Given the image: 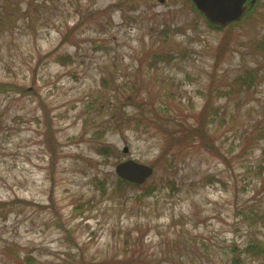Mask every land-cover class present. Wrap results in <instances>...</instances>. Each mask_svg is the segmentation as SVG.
Here are the masks:
<instances>
[{
	"label": "rangeland",
	"instance_id": "rangeland-1",
	"mask_svg": "<svg viewBox=\"0 0 264 264\" xmlns=\"http://www.w3.org/2000/svg\"><path fill=\"white\" fill-rule=\"evenodd\" d=\"M254 7L215 30L190 0H0V264H264Z\"/></svg>",
	"mask_w": 264,
	"mask_h": 264
},
{
	"label": "water",
	"instance_id": "water-1",
	"mask_svg": "<svg viewBox=\"0 0 264 264\" xmlns=\"http://www.w3.org/2000/svg\"><path fill=\"white\" fill-rule=\"evenodd\" d=\"M192 1L203 17L218 28H226L240 21L247 14L249 7L256 3V0ZM153 171L150 165L140 164L134 160L122 162L116 167V173L122 179L134 184H143L152 175Z\"/></svg>",
	"mask_w": 264,
	"mask_h": 264
},
{
	"label": "trees",
	"instance_id": "trees-1",
	"mask_svg": "<svg viewBox=\"0 0 264 264\" xmlns=\"http://www.w3.org/2000/svg\"><path fill=\"white\" fill-rule=\"evenodd\" d=\"M190 2L193 4V2H192V0H190ZM193 7H194V10L199 14V16L201 17V14L198 12V10L196 9V7H195V5L193 4ZM256 7V6H255ZM254 7V8H255ZM253 8V7H252ZM252 8L250 7V10H249V14L252 12ZM248 14V15H249ZM248 15L245 17V18H247L248 17ZM244 18V19H245ZM244 19H242V20H244ZM241 20V21H242ZM207 22V21H206ZM240 22V21H239ZM208 23V22H207ZM235 24V23H234ZM234 24H232V25H234ZM208 25H209V27H211L212 29H215V30H222V29H225V28H222V29H220V28H218V27H214L213 25H211V24H209L208 23ZM232 25H230V26H232ZM230 26H228V27H230ZM227 28V27H226ZM221 48V50H224V48L225 47H220ZM255 78H256V76H254L253 74H248V76H246V78L245 77H243V79L241 80V81H243L244 82V84L243 85H245L246 87H251L253 84V82H254V80H255ZM240 81V82H241ZM4 89V88H3ZM6 89H7V87H6ZM1 90V89H0ZM230 94V93H229ZM210 105V104H209ZM208 110H209V106H207L206 108H205V110H204V112L202 113L203 114V117H207V115H208ZM202 126V125H201ZM202 135H204V133L202 134ZM201 136V135H200ZM169 138H170V140H171V135H169L168 136ZM201 138V137H200ZM101 150H102V153H100V154H108V153H113V151H112V149L107 145V146H103V147H101L100 148ZM169 150H171V147H169ZM166 151V148L163 150V152H165ZM162 152V153H163ZM164 154H166V153H164ZM119 177V181H118V184H119V186L120 185H124V186H130V187H133V188H140L141 187V185H137V184H133V183H129L128 181H126V180H124V179H122L121 177H120V175L118 176ZM154 192V189L153 188H148V191H146L145 193H147V194H142L143 195V197H147V196H151L150 194L151 193H153ZM148 193H150V194H148ZM131 261H133L131 264H144V262L142 261V260H140V258L139 259H137V260H134V258H133V260H131Z\"/></svg>",
	"mask_w": 264,
	"mask_h": 264
}]
</instances>
